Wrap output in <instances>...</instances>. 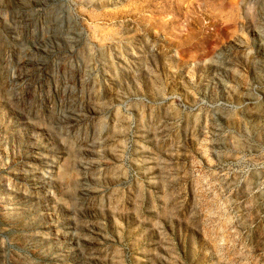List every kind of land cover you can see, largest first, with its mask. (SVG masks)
Returning a JSON list of instances; mask_svg holds the SVG:
<instances>
[{
    "label": "rangeland",
    "instance_id": "rangeland-1",
    "mask_svg": "<svg viewBox=\"0 0 264 264\" xmlns=\"http://www.w3.org/2000/svg\"><path fill=\"white\" fill-rule=\"evenodd\" d=\"M0 264H264V0H0Z\"/></svg>",
    "mask_w": 264,
    "mask_h": 264
}]
</instances>
